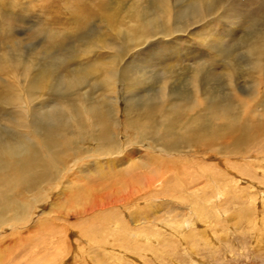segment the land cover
<instances>
[{
	"label": "rangeland",
	"instance_id": "374dc122",
	"mask_svg": "<svg viewBox=\"0 0 264 264\" xmlns=\"http://www.w3.org/2000/svg\"><path fill=\"white\" fill-rule=\"evenodd\" d=\"M49 9L54 12L50 13ZM42 10L46 11L44 15ZM80 10L89 15L78 19L79 22L71 29L72 20L68 19V15H74ZM102 13L103 17L100 16ZM168 15L173 16L169 24ZM160 16L163 17L162 22H155L160 26L159 29L170 31L167 37H144L138 31L142 27L140 24H149ZM96 43L104 47H119V51L120 48L124 49L116 62L117 66H114L119 72L116 87L120 91L115 96L119 99L116 107L122 123L116 131L117 139L120 138L118 142L131 140L130 144L122 148V153L141 147L133 143L136 132L129 129L126 123L127 105L124 98H132L131 91L135 89L141 93L154 88L149 94L154 96L164 84L176 91L177 98L171 103L177 104L173 109H177L180 114V122L176 127L181 129L179 126H187V133L191 129L197 131L201 123L199 116L191 114L197 110L196 107L190 109L189 104L200 107V110L220 100L218 109L223 119L217 121L208 117L207 124L211 126L210 130L216 125L221 127L219 155L222 163L235 173L238 158L255 151H264V0H0V122L14 128L15 122L5 118L8 115L14 116V111L25 112L24 106H30L33 101L30 94L33 98L39 97L34 100L36 104L43 101L52 104L84 92L89 93L94 104H98V100L105 94L111 99L115 97L105 89L102 82L106 76L103 71H99L109 70L114 52L101 49L87 56L89 51L86 50ZM198 65H204L207 76L196 67ZM87 69L91 72L85 73ZM37 70H43V75L37 76ZM79 72L84 74L86 82L73 89V92L65 91L67 80L58 83L65 78L79 79ZM164 73L167 76H162ZM211 75L213 80L210 79ZM26 79L27 82H24ZM195 81L203 82L204 85L196 88ZM29 83H32L31 90L34 93H28ZM127 86L130 88L125 92L123 88ZM110 100L106 101L107 107H110ZM158 117H155V121ZM159 120L162 121V118ZM158 130H163V127ZM157 154L154 153L159 156ZM250 161L256 164V158ZM4 162H9L10 168L13 166L18 170V164L11 162L8 157H5ZM260 167L264 169L263 164ZM222 170L226 169L222 166ZM8 172L12 178L16 176L14 169ZM105 173L103 169L97 172L99 180H96H108L109 176ZM257 175L259 178L256 181L264 178V173ZM225 176L232 178L230 173ZM2 177L0 189L9 182L1 181ZM169 178L168 173L162 181L171 187L174 182ZM236 179L240 178L236 176ZM202 182L200 184L204 186ZM256 183L260 186H257L258 190L245 182L242 185L237 181L233 183L226 197L211 201L207 224L192 226L190 231L179 236L180 239L161 227L166 221L171 222L170 217L180 222L191 215L190 202L187 204L183 198V189L179 195L176 191L175 196H169L168 191L163 195L161 189L162 196L156 198L157 195L156 199L143 201L140 205H134L135 201H132L117 208L123 211L128 206L132 210L127 209L128 214L134 210L138 212L137 216L141 213V220L133 215L134 222L127 214L132 228L147 231L157 228L161 236L153 245L154 248L143 247L136 252L135 246L132 251L137 260L122 257L124 262L117 264H264V199L262 194H258L264 192V187ZM59 186L61 188L62 183ZM7 187L9 193L16 188L13 198L21 202L30 200L34 194L38 195L42 188L29 194L14 185ZM166 197L169 201L163 199ZM51 198L46 199L48 202L45 201L44 210L36 208L33 211V217L37 218L49 211L50 203L56 196ZM184 205L189 207L188 210ZM93 217L89 224L94 235L90 236L105 237L107 226L104 220ZM76 222L71 216L67 219L61 217L60 226L53 235L59 243L57 241L54 247L47 245L48 250L46 248L43 253L35 254L37 256L28 257L27 253L25 256L23 254L18 263L11 264H44L52 263L56 258L61 261L68 257L69 260L60 264H75L71 256L77 247V230L72 228ZM15 230L20 231L10 228L8 234ZM35 230V233L38 232V229ZM34 232L30 233V237L34 236ZM146 241L156 242L154 238ZM118 242L115 239V245ZM32 243L34 245L35 241ZM89 254L96 261L83 264H94L98 257L103 256L102 250L98 249Z\"/></svg>",
	"mask_w": 264,
	"mask_h": 264
},
{
	"label": "bare ground",
	"instance_id": "6f19581e",
	"mask_svg": "<svg viewBox=\"0 0 264 264\" xmlns=\"http://www.w3.org/2000/svg\"><path fill=\"white\" fill-rule=\"evenodd\" d=\"M194 7L197 8L196 4ZM48 11L54 12L52 9ZM44 12L46 11L42 10L43 15ZM186 12L188 13L187 10ZM88 15L81 10L74 15H68V19L72 20L71 29L75 27L76 22H79L78 19ZM100 16L103 17L104 14L102 13ZM172 17L168 15V24ZM155 20L160 23L163 17H156L152 21L150 20L149 24H140L142 27L139 26L138 31L144 37L154 38L157 35L167 37L170 31L159 29L160 26L158 27ZM101 49L114 52L109 70L99 71L105 73L106 78L102 82L106 86L105 89L115 96L119 94L120 89L116 87L119 72L114 66L124 49L120 48V52L119 47H104L96 43L86 50L89 51L87 56ZM196 67L200 68L203 75H206L204 65ZM37 71V76L43 73V70L42 72ZM86 72H91V70L87 69ZM79 73L80 76L77 80L65 78L58 83L62 84L67 80L68 83L64 89H66L65 91L72 90L71 93L73 89L86 82L84 74ZM162 76H167V73ZM210 79L213 80L212 75ZM24 82H27V79ZM29 84L30 91L28 93H34L31 90L32 83ZM203 85V82L197 81L194 84L196 88H201ZM129 88L127 86L123 90L126 92ZM153 90L154 88L146 89L137 93L135 89L131 91L132 98H124L127 105L126 123L129 129L136 132L133 143L141 145V149L139 147L136 150L128 149L124 153H122V148L127 143L130 144L131 140L118 142L120 138L117 139L116 131L122 125L116 107L119 103L117 96L111 99L105 94L98 100V104H94L89 93L84 92L83 94L75 93L64 101L59 99L52 104H47L45 101L36 104L34 100L39 97L33 98V95L30 94L33 101L30 106H24L25 112L14 111V116L8 115L6 116L8 118H5L15 122V129L4 126L0 122V176H3L1 181H9L5 187L0 189V264L18 263L23 254L25 256L27 253L26 256L33 257L43 253L49 244L54 247L57 241L59 243V240L56 241L53 235L60 226L61 217L67 219L70 216L77 220L76 223H73L74 225L72 224L73 230L75 228L77 230V247L74 248L75 251L71 256L73 263H93L96 261L95 257H91L88 253L93 254L96 249L102 250L103 256L98 257L94 264L122 263L124 262L122 257L137 260L133 256L132 249L137 246V252L143 247L154 248L153 245L161 239L160 230L155 228V230L147 231L132 228L131 222H128L127 219L134 222L133 215H136V218L141 220V213L137 216L138 212H134V210L128 214V206L123 211H119L117 208L124 207L132 201H135L134 205H140L143 201L156 199L162 196L161 189L163 195L164 192H170L169 196H173L176 191L179 195L183 189L185 192L183 198L187 204L190 202L191 208L184 206L185 209H190L191 215L189 214V217L180 222L172 220L173 217H170L172 218L171 222L166 221L161 227L180 239L179 236L184 235L192 226L207 224V214H209L207 211L209 205L212 204L211 201L224 197L232 190L230 186H233L236 181L239 185L245 182L246 185L257 190V186L259 188L260 186L256 182L264 187V178L256 181L259 178L257 173H264V169L260 167L262 164L264 165V151H255L248 156L238 158L236 173L222 163V157L219 155L221 127L216 125L210 130L211 126L207 124L208 117L217 121L223 119L222 113L218 109L220 100L205 105V108L200 110V107L189 104L191 105L190 109L196 107L197 110L191 114L199 116L201 123L197 131L191 129L187 133V126L184 128L179 126L181 129L176 127L180 122V114L177 109H173V107H177V104H171L177 98L174 88H169L164 84L159 88L158 94L149 95ZM109 100L110 107H107L106 101ZM0 103L2 104V101ZM155 117H158L156 121ZM160 118L162 121L159 120ZM159 127H163V130L159 131ZM144 141L147 143H143ZM148 153L153 154L152 157H150L151 154L148 157ZM154 153H158L159 156ZM5 157H8L11 162L17 163L18 170L13 166L10 168L11 164L4 162ZM254 158H256V164L250 161ZM213 160L217 162H212ZM244 160H246L245 164ZM222 166L226 172L222 170ZM10 169L15 170L14 178L8 172ZM102 169L106 171L105 174L109 176V179L100 180V182L96 180L98 179L96 173L102 172ZM168 173L169 180L174 182L171 187L162 181ZM226 173H230L232 178L225 176ZM91 176L93 177L91 178ZM236 176L240 179H236ZM201 182L205 185L202 186ZM61 183L62 187L60 188ZM199 184L202 186L201 189ZM12 185L29 194H34V191L39 187L42 188L39 189L41 191L38 195L34 194L35 196L30 200L21 202L20 199L13 198L16 188L12 191L13 194L8 192L7 186ZM57 186L58 191L56 190ZM258 194H262V199H264V192L261 191ZM51 196H56V198L50 203L49 211L40 214L37 218L33 217V211L36 208L44 210L48 202L46 199H52ZM167 197L163 199L169 201ZM172 203L175 204V202ZM165 205L167 206V204ZM221 213L224 214V212ZM240 214L242 215V212ZM91 216L104 220V224L107 226L105 237L90 236L94 235L93 228L89 224ZM10 228H17L20 231L15 230L8 234ZM35 229H38V232L35 233ZM32 232H34V236L30 237ZM44 235H46L45 238ZM35 236L36 238H34ZM149 238H154L156 242L146 241ZM115 239L120 241L119 244L117 243L118 245H115ZM32 241H35L34 245ZM90 249L93 250L90 252ZM68 258L61 261H57L56 258L54 261L52 260V263L44 264H60L62 261L64 263L69 260Z\"/></svg>",
	"mask_w": 264,
	"mask_h": 264
}]
</instances>
